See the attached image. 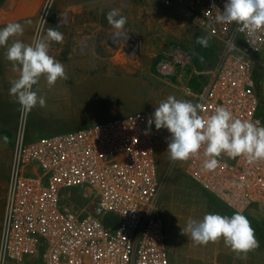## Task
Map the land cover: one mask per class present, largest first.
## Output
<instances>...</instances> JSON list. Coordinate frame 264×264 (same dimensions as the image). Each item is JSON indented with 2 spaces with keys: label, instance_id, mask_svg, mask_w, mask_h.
Segmentation results:
<instances>
[{
  "label": "built area",
  "instance_id": "obj_1",
  "mask_svg": "<svg viewBox=\"0 0 264 264\" xmlns=\"http://www.w3.org/2000/svg\"><path fill=\"white\" fill-rule=\"evenodd\" d=\"M155 1L222 42L219 67L195 95L200 114L222 106L264 126L255 71L256 63L264 65V32L217 23L226 0ZM191 67L192 55L182 45L156 59L160 74ZM151 115L131 112L36 140H27L23 115L6 187L0 264H170L158 208L161 130L153 124L144 134ZM203 160L201 150L171 165L181 163L187 177L226 208H256L264 216V160L222 155L214 171L204 170ZM74 191L80 205L71 200Z\"/></svg>",
  "mask_w": 264,
  "mask_h": 264
},
{
  "label": "rangeland",
  "instance_id": "obj_2",
  "mask_svg": "<svg viewBox=\"0 0 264 264\" xmlns=\"http://www.w3.org/2000/svg\"><path fill=\"white\" fill-rule=\"evenodd\" d=\"M62 1H47L36 28L35 39L42 38L44 29L50 27ZM24 2L10 0L7 18L16 19L23 15ZM114 8L127 17V23L119 36L114 35L116 30L106 19L107 13ZM96 20V38L87 41L91 48L81 49L80 102L73 104L76 120L46 118V111L39 106L27 113L20 108L16 119L14 114L0 118V232L13 147L23 115L27 140H36L51 136L49 133L68 131L67 127L73 123L75 129H78L131 112L150 110L153 113L159 103L170 95L196 104L195 95L219 67L221 40L211 37L197 25L172 13L155 0H96ZM198 37H207L208 46L198 44ZM173 45H182L190 51L192 67L160 74L156 68V59ZM255 71L261 98L259 114L264 120V65L256 63ZM42 79L43 76L40 81ZM37 86H34V90H38ZM188 88H192L191 93L186 92ZM57 121L61 124L57 125ZM160 130L162 145L159 155L164 181L158 208L166 225L170 262L264 264V217L256 208L250 209L252 212L247 218H251L256 226L254 232L260 247L248 253L246 258L238 257L230 251L223 240L196 245L190 234H181V229L190 218L201 220L207 213L231 215L227 214L224 205L187 177L181 163L174 167L171 165L167 152V129ZM78 193L74 191L71 200L80 205L82 200Z\"/></svg>",
  "mask_w": 264,
  "mask_h": 264
},
{
  "label": "clouds",
  "instance_id": "obj_3",
  "mask_svg": "<svg viewBox=\"0 0 264 264\" xmlns=\"http://www.w3.org/2000/svg\"><path fill=\"white\" fill-rule=\"evenodd\" d=\"M50 7V6H49ZM215 7V5H213ZM108 24L116 30H124L127 17L119 9H111L106 16ZM217 23L238 25V31L249 34L264 32V0H226L223 11L215 16ZM30 23V21H29ZM56 28H48L46 36L36 38L32 44L19 39L24 28L19 22H10L0 29V46L7 48L6 58L12 63L18 77L12 80L9 94L14 96L22 112H31L37 106L46 107V98L34 90L41 77L52 87L58 79H68L64 65L49 55L51 42L63 43L64 36ZM196 42L208 46L207 37H198ZM202 106L190 101L168 96L155 108L147 120L145 135L154 124L157 130L167 129V152L171 161H188L203 150L202 167L214 171L220 167V157L245 158L249 163L264 160V126L259 121L241 119L229 109L218 106L207 117L200 114ZM227 167L225 163L223 165ZM182 235L190 234L196 245H207L223 240L225 247L238 257L246 258L248 253L260 247L253 227L242 212L226 216L207 213L201 220L189 219L181 229Z\"/></svg>",
  "mask_w": 264,
  "mask_h": 264
},
{
  "label": "crops",
  "instance_id": "obj_4",
  "mask_svg": "<svg viewBox=\"0 0 264 264\" xmlns=\"http://www.w3.org/2000/svg\"><path fill=\"white\" fill-rule=\"evenodd\" d=\"M47 1L25 0V12L23 15L16 19H11L7 18V5L10 3V0H0V29L10 22H19L24 28L23 35L11 38L8 42L9 44L16 39L26 44H32L34 42L36 28ZM58 26V30L64 36V41L63 43L51 42L49 55L64 65L68 79H58L54 86L49 87L46 79L43 77L37 86L38 94L46 98V107L41 108L46 111V118L48 117L54 120L65 118L75 121L76 115L74 114L73 104L80 102L81 49H90L91 45H87V41L94 40L97 33L96 0L62 1L58 6L57 15L53 18L50 25L52 28ZM46 32L47 30L44 29L42 38L46 36ZM6 52L7 48L0 46V118L5 115L14 114V119H16L18 118L20 105L16 98L9 94V89L11 87L10 82L18 77V73L13 71L12 63L6 58ZM59 124L61 123L57 121V125ZM55 127L57 128V126ZM67 128L70 130L76 127L73 123ZM54 134L56 133H49V135ZM1 146L2 142L0 140V150L2 149ZM226 210L229 215L235 213L231 209L226 208ZM250 212L252 211L247 209L243 212V215L248 217L251 214ZM248 220L256 231V226L252 219L248 218ZM170 264L172 263L170 262Z\"/></svg>",
  "mask_w": 264,
  "mask_h": 264
},
{
  "label": "trees",
  "instance_id": "obj_5",
  "mask_svg": "<svg viewBox=\"0 0 264 264\" xmlns=\"http://www.w3.org/2000/svg\"><path fill=\"white\" fill-rule=\"evenodd\" d=\"M206 192V191H205ZM207 193V192H206Z\"/></svg>",
  "mask_w": 264,
  "mask_h": 264
},
{
  "label": "water",
  "instance_id": "obj_6",
  "mask_svg": "<svg viewBox=\"0 0 264 264\" xmlns=\"http://www.w3.org/2000/svg\"><path fill=\"white\" fill-rule=\"evenodd\" d=\"M133 42H134V40H133Z\"/></svg>",
  "mask_w": 264,
  "mask_h": 264
}]
</instances>
